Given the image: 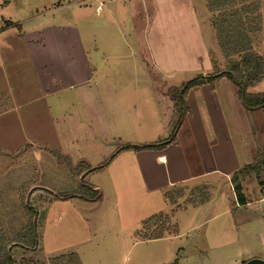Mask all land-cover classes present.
I'll return each instance as SVG.
<instances>
[{
	"label": "rangeland",
	"instance_id": "obj_1",
	"mask_svg": "<svg viewBox=\"0 0 264 264\" xmlns=\"http://www.w3.org/2000/svg\"><path fill=\"white\" fill-rule=\"evenodd\" d=\"M197 1L194 0L196 7ZM200 1L203 3L199 0V4ZM153 3L154 0H0L2 46L3 41L10 40L7 42L10 44L20 35L26 38L28 31L40 27L41 33L30 32L32 35L27 38L47 39L71 33L70 37L86 39L90 48L93 76L86 86L95 94V103L78 100L61 120L52 117L47 109L39 75L26 62L24 43L0 46L3 93L0 95V220L8 230L23 226L27 215L22 205L34 197L33 205L38 204L36 258L75 252L84 264H244L252 258L264 260V205L255 201L264 197V185L259 184L262 174L244 177L251 202L247 207L230 210L235 206L228 203L227 187L217 182L207 187L210 194L207 202L183 210L189 206L185 197L194 192L185 187V195L178 199L180 210L172 218L178 226V235L157 241H135L133 235L119 233L118 216L123 224L137 214L123 205L117 206L125 201L124 197L116 199L111 193V180L120 184L115 172L117 161L127 156L129 162L133 161V150L120 148L126 144L141 145L143 138L161 125L158 99L165 108V93L170 95L172 88H177L168 87L169 81L159 76L161 72L174 75L168 80L197 76V73L169 71V66L160 67L157 63L159 71H156V61L150 62L146 47L140 56L137 37L147 36L150 41L154 35L147 29ZM58 4L60 7L55 9ZM104 41L115 48L114 55L104 56ZM214 41V49L221 53L215 35ZM152 88H156L153 93L158 104L150 91ZM245 109L253 140L245 126L239 124L237 113L231 111L230 117L225 114L232 126L238 122L243 146L237 150V162L241 164L243 152L250 151L252 142L253 154H264V111ZM165 114L160 118L164 119ZM185 121L179 124L176 141L183 140L178 151L184 161L195 164L193 170L212 166L227 170L234 164L235 159L216 157L219 153L228 154L223 150L219 153L214 150L212 155L199 154L193 133L183 135L187 128ZM200 159H204L205 165L197 163ZM81 161L89 169L109 162L104 171L98 169L84 178L91 187L102 184L104 196L99 189L90 199L74 196L82 184L81 177L89 170L78 166ZM133 185L135 191L137 185L142 191L140 183L134 181ZM62 193L67 196L57 197ZM155 200L156 196L150 198L151 202ZM15 255L28 257L21 251Z\"/></svg>",
	"mask_w": 264,
	"mask_h": 264
},
{
	"label": "crops",
	"instance_id": "obj_2",
	"mask_svg": "<svg viewBox=\"0 0 264 264\" xmlns=\"http://www.w3.org/2000/svg\"><path fill=\"white\" fill-rule=\"evenodd\" d=\"M197 3L196 7L194 6V0H154L153 10L147 26V29H151L154 35L150 38V41H148L147 36L143 38L137 37L136 41L139 44L140 56L143 52H141L142 48L146 47L150 62L151 60L156 61V69L152 66L156 71H159L158 64L160 67L169 66V71L207 75L213 71L214 63L221 64L223 62L221 53L214 49L216 44L214 41V31L211 26L210 13L206 8L205 0H203V3L200 1V4L198 0ZM60 5L58 4L55 9L59 8ZM201 6L202 9H199L198 7ZM261 12L264 17V0ZM42 30V28L38 27L30 32L32 34H39ZM30 32L28 31L25 34L26 38L20 35L10 44L7 43L11 42L10 40H7V42L3 41V46L21 45L20 42L24 43L26 62L39 75L42 83L41 90L47 98L48 103L46 106L51 116L55 119L60 118L64 120L62 117L64 113H68L69 110L73 109L79 103L78 100L86 104H94L96 98L93 95L95 94L87 89L86 86V83L93 76L88 56L90 48L87 40L81 37H70L71 33L63 35V37L54 36L47 39L46 37L27 38V36L32 35L29 34ZM0 46L3 48L2 43H0ZM104 49V56L114 55L112 53L115 48H110L108 42L104 41ZM259 52L264 54V30L261 35ZM144 64L148 68L146 62ZM159 76L165 78L167 82L169 81L168 87H178L182 83L192 79L186 76V80L181 79L182 81L168 80L174 77L169 72H161ZM154 89L156 90V88H152L150 91L156 103V94L154 95L153 93ZM0 91V95H2V90ZM248 91L252 93H264V79L248 88ZM133 92H136V89ZM4 93L12 95V92L9 90H4ZM164 98L166 99L165 108H162L159 99L160 104L157 102L160 110L157 115H159L161 125L151 130V134L147 138H143L141 145L156 143L159 139H164L168 136L166 125L172 115V101L169 94L165 93ZM185 104L187 110L182 120H186L185 124L187 128L183 131V135L186 133L189 136L193 133L199 154L205 153L206 156L212 155L214 150L217 153L223 150L228 154L220 155L219 153L216 157H222L227 161L235 159L234 164L227 170L217 166L193 170L192 168H194L195 164H189L187 161H184V156L181 154V151H178L183 140L176 141L177 131L174 134V139L171 142L167 140V144L160 149L133 150L132 162L128 161L129 156H127L119 159L115 165L117 166L115 171L116 177L120 179V184H117V181L111 180V193L116 199L123 195L125 200L119 204L117 203V206L123 205L131 209L132 212L137 213L132 219H128L127 217L128 220L123 224L118 216L116 221L119 233L128 236L134 235V232L140 227L141 221L157 211L171 213L173 218L180 208L174 210L172 206L166 203L163 193L174 185L194 189L201 186L211 187L219 182L220 185H226L227 192L225 191V194L227 193L226 198L228 203H232L235 206V208L230 210H236L237 207H247L251 204L248 201V195L245 190L246 179L241 182L243 194L247 199V204L244 206H239L236 203L230 183L231 175L245 164L251 163L254 157L252 152L254 142H252L253 147L250 145L248 148L250 151L246 150V152H243V164L237 162V158L239 157L237 150L243 146L240 144L241 136L238 134V122H236L235 127L232 126L231 120L228 122V118L225 115L228 114L230 117L233 114L231 111L235 114L237 113L240 118L239 124L241 127L245 126L246 133L250 136V140H253L246 112L247 109H245L244 104L238 97V86L228 78L221 77L214 80L212 84H204L188 91ZM250 110L253 111V109ZM153 111L155 112V110ZM164 112H166L165 116H163L164 119H161L160 115H164ZM151 137H155L157 140L148 142L151 139H155ZM238 142L239 144L236 145ZM116 155L111 158L110 162H112ZM199 162L205 165L204 159L198 160L197 163ZM108 164L109 162L105 167H108ZM105 167L101 169L104 171ZM134 181L140 183L142 191L139 185H137V190H134V187H136L133 185ZM117 185L120 187L122 193L118 192ZM92 189H99L104 196L102 184L92 186ZM106 193L108 197L110 195L109 191H106ZM152 196H156L155 202L150 201ZM255 201L261 202L260 199ZM190 207L191 205L181 209L187 210ZM125 213L127 215L129 212L126 210ZM167 237L147 241L164 240ZM81 261L84 264L82 259Z\"/></svg>",
	"mask_w": 264,
	"mask_h": 264
},
{
	"label": "trees",
	"instance_id": "obj_3",
	"mask_svg": "<svg viewBox=\"0 0 264 264\" xmlns=\"http://www.w3.org/2000/svg\"><path fill=\"white\" fill-rule=\"evenodd\" d=\"M205 3L210 13L211 26L223 62L221 64L214 63L213 71L210 74L197 75L177 88H172L170 93L172 115L166 125L168 130L166 138L145 145L126 144L120 150L160 149L167 144V140L171 142L187 110L185 98L188 91L204 84H212L214 80L221 77L228 78L238 86V97L243 99L245 108H260L264 111V93L248 91V88L264 79V54L259 52L261 35L264 30V17L261 12L263 0H205ZM60 158L62 157L60 156ZM66 158L63 156L64 160H67ZM68 164L70 165L69 162ZM106 164L102 163L99 167L89 169L88 164L81 161L78 166L82 165L89 170L81 177L82 184L79 185L74 196L82 199L95 197L96 190L86 184L84 178L91 172L103 168ZM71 169L73 170V168ZM249 174L256 176L262 174L263 179L259 180V184L264 185V154L258 152L254 155L251 163L245 164L231 175V188L239 206L247 204L241 182ZM193 191L185 197L187 205L198 206L209 200L210 194L206 186L196 187ZM184 195L185 187L178 185L166 189L163 193L166 203L176 209L179 208L178 199ZM59 196L65 198L67 194H57V197ZM33 198L22 205L27 215L23 226L8 230L0 220V264H18V262L20 264H82L79 255L75 252L47 259L36 258V254L39 252V237L36 232L38 204L33 205ZM171 216V213L158 212L144 218L140 227L134 232V240H156L178 235V226ZM17 251L27 254L28 257L26 259L17 258L15 255Z\"/></svg>",
	"mask_w": 264,
	"mask_h": 264
},
{
	"label": "water",
	"instance_id": "obj_4",
	"mask_svg": "<svg viewBox=\"0 0 264 264\" xmlns=\"http://www.w3.org/2000/svg\"><path fill=\"white\" fill-rule=\"evenodd\" d=\"M242 103H243V99H241ZM247 264H264V260L259 259V258H253L250 259Z\"/></svg>",
	"mask_w": 264,
	"mask_h": 264
},
{
	"label": "built area",
	"instance_id": "obj_5",
	"mask_svg": "<svg viewBox=\"0 0 264 264\" xmlns=\"http://www.w3.org/2000/svg\"><path fill=\"white\" fill-rule=\"evenodd\" d=\"M260 201L264 204V197H262V198L260 199ZM244 264H247V263H244Z\"/></svg>",
	"mask_w": 264,
	"mask_h": 264
}]
</instances>
